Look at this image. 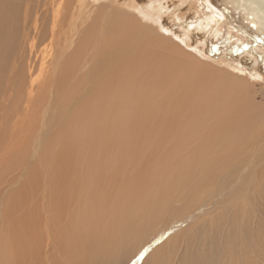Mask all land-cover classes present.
Listing matches in <instances>:
<instances>
[{
	"label": "bare ground",
	"instance_id": "6f19581e",
	"mask_svg": "<svg viewBox=\"0 0 264 264\" xmlns=\"http://www.w3.org/2000/svg\"><path fill=\"white\" fill-rule=\"evenodd\" d=\"M97 5L104 9L98 11L95 9ZM49 7L51 11H48ZM41 9L43 12H40ZM142 22L150 24L149 27L143 26ZM159 34H164L167 39ZM170 40L177 47L184 48V52L185 49L188 50L191 56L184 55L182 50V53L178 52L176 45ZM36 50L40 54L50 52L51 61L47 68L53 71L51 79L57 80L56 88L59 90L62 87L63 92L72 90L69 107L73 115L68 114L67 119L62 122L63 128L57 139L65 143L71 154L79 155L76 164L78 163L81 171L84 170V175L88 174L86 183L79 184L75 208L69 212L72 226L68 233L70 238L64 248L67 261L71 264H108L111 259L123 253L125 258L130 259V264H178L175 259L167 263V256L163 251L169 249L170 254H174L181 241L180 232L177 231L181 226L188 225L190 228L194 225L196 214L193 212L205 205V194L209 191L202 178L212 169L223 167L226 157L228 158L225 151L228 153L230 150L227 148L224 151L226 147L222 149L219 144L220 149L215 148L217 150H213L212 157L207 156L205 164L204 161L199 164L204 153L201 157L200 152L198 158L197 154L195 157H188L187 152L191 153V150L199 146L196 147L195 143L199 144L201 141L202 144L201 139L208 131L210 133L211 125L219 121L223 123L222 121L229 119L228 122L233 124L240 121L238 130L244 133L243 138H247L250 133L248 140L243 142L242 139L240 142L250 146L255 140L258 143L257 139L262 132L255 128L251 129L253 132L246 133L248 120L256 117L245 108L250 104L246 100L247 96H244V101L237 99V94L234 95L232 90L229 93L231 88L224 96H218L219 91L204 92V99H200V109L195 115H189L180 125L172 122L173 118L181 117L177 110L171 109V97L178 87H184L182 84V87L179 86L176 75L180 74L181 79L188 82L199 71L208 74L216 72L219 77L230 78L222 74L223 70L218 73V69L210 66L214 64L219 69L225 68L238 76L255 80L264 75V44L235 25L210 0H0V110L4 107L12 109L7 116L9 121L11 115L12 118L20 117L23 108V118H29L30 123L34 124L29 132L38 127L37 123H41V126L46 124V118L42 120L41 116L37 117V113L39 109L41 112L46 111L52 98L48 94L49 97L33 100L36 80L32 77V63L38 57ZM46 58L43 54L41 60ZM186 60H189L190 70L182 69L181 64V68L177 65ZM200 60L212 64H204ZM74 81L78 85L75 89ZM204 84L205 82L201 84L198 80L195 86L190 85V91L196 87L199 91ZM24 99L26 103L23 105ZM32 107L36 109L33 110ZM223 125H219L220 128L224 129ZM75 128H79V131L76 132ZM225 131L222 132L227 136L229 130ZM74 138H78L79 142L75 144L72 141ZM136 141L141 143L140 146H150L152 143L158 144L159 148L152 153L135 152V146L138 147ZM165 141L167 142L164 143ZM53 144L54 141L44 149L43 160L56 155V145ZM214 145L212 143V147ZM191 146L195 147L192 149ZM204 147L206 146L202 149ZM231 148L233 149L232 146L229 149ZM207 149L205 155L209 152ZM195 152L197 153L196 150ZM63 160L69 163L68 155ZM183 160L188 169L186 174L181 171L182 168L179 169L181 174H185L181 175L183 180L194 177L193 180L198 182L201 179L199 185L205 190L201 186L196 191L192 190L186 198L193 204H188V208L177 209L186 194L184 191L180 192L178 186L180 191L170 194L166 201V205L174 210L167 215L159 209L155 213L154 201L161 192L162 182L174 178L170 174L176 168L174 166H179ZM230 164L218 186L221 194L232 192V184L227 187L229 185L226 183L237 174L242 165L236 157L230 160ZM182 167L184 168L183 165ZM251 179L249 183L253 180ZM170 186L171 184L169 188ZM55 202H58V197ZM4 206L11 208L9 204ZM3 215L0 264H8L7 250L15 252L13 245L6 243L5 231L17 237H12L13 243L20 246L24 244L27 251L29 245L33 247L36 242L46 243L42 241L43 236L49 239V234L43 227L48 219L36 216L35 223L22 219L12 225L11 209L5 213L4 208L0 207V216ZM128 219H139V223H128ZM37 230L41 231V236ZM165 238L167 241L158 245ZM8 246L11 249H7ZM29 256L31 257L30 253ZM250 259L251 257L249 261Z\"/></svg>",
	"mask_w": 264,
	"mask_h": 264
},
{
	"label": "rangeland",
	"instance_id": "374dc122",
	"mask_svg": "<svg viewBox=\"0 0 264 264\" xmlns=\"http://www.w3.org/2000/svg\"><path fill=\"white\" fill-rule=\"evenodd\" d=\"M101 5L100 6L97 5L95 9H97L98 11H100L99 9H104V8H100ZM48 11H51V7H49ZM40 12H43V9H41ZM142 25L149 27L150 24L142 22ZM159 35L167 39V36H165L164 34H159ZM172 43L173 45L175 44L174 42ZM175 45L177 47V44ZM177 49L178 52L180 53H182L181 52L182 50L184 55L189 56L191 54L190 52H188V50L186 51V49L184 52L183 50L184 48L182 49V47L178 46ZM35 53L37 54L38 51L36 50ZM49 53L50 52H45L42 54L38 53V57L36 58L35 62L32 63V65L34 66V72L32 77L36 80V84L34 86L35 97L33 98V100L34 99L37 100L40 97H47L48 94L52 96V98H50V102L46 106V111L42 110L44 112L43 113L41 112V109H39L37 113V117L41 116L42 120L46 118L47 120L46 124L44 126H41V123H37L39 124L38 127L35 130L29 132V130L34 126V124L30 123L29 118L28 119H25V117L23 118L24 115L22 112L23 108L21 109L20 117L15 116L12 118L11 115L9 121L7 116L12 112V109L10 107H8L7 109L4 107L0 110V114H2L1 116L3 118L0 119V207L4 208L5 213L11 209L10 221L12 222V225L13 223L20 222L22 219H24L25 222L32 220L33 223H35L36 220L34 219H36V216L43 217V219L44 218L48 219V223L43 224V227L45 232L49 234L48 235L49 239L48 238L46 239V236L42 237V241L43 242L46 241V243H42L41 241L36 242V244H34L33 247H31L27 242L29 245V250L27 251L26 247H24V244L22 246H20L17 243L14 244L12 238L14 237V235L12 236V234H8L5 231L4 236L6 238V243L8 242L11 243V245H13L15 249V252H11V253L7 250L8 248L11 249L10 246H8L6 249L7 255L9 256L8 264H16V263L17 264H71L70 261L69 262L67 261L68 257L66 251L64 250V248L66 247L65 246L66 241L68 238H70L68 233L71 232L70 226H72V220L70 219L69 212L75 208L76 194H78L80 190V185L82 183H86V180H88V177L86 176L88 174L84 175V173H82L84 170L81 171L78 163L76 164L77 160H79V155L71 154L70 150L67 147H65L66 146L65 143H62L57 139V137L59 136V132L63 128L62 122L67 119L68 114L73 115V112L70 110L69 107L70 106L69 97L73 96V94H72V90L67 89L63 92L62 87L59 88V90L56 88L57 80L51 79L53 77L52 76L53 71L47 68V65L51 61ZM43 54L47 56L45 60H41ZM188 61L189 60L179 62L177 63V65H179V67L182 65L181 67L184 70H190L189 69L190 64ZM200 61L204 64H209V65L212 64L208 61H204V60H200ZM172 62L173 64L175 63L174 61ZM210 66H212L213 68L215 67V70L218 69L217 70L218 73L220 71L222 72L223 70L222 74H225L226 77H230V78L226 79L224 76L219 77V75L216 72L214 74H208L206 72L199 71L198 74L195 73L196 74L195 77L194 75L193 76L189 75V77L191 76L193 78L190 79V81L188 82V81H183V78L181 79L180 74L176 75L179 86L182 87L183 85L184 87H182L183 89L181 88L178 89L179 88L178 87L177 91L173 93V97H171L173 98L171 109L177 110L179 117H181L180 119L177 117L176 119L173 118L172 122L175 121L179 123L177 125H180L181 123H184L187 120V117L189 115H192L197 110H199L200 109L199 102L201 98L204 99L203 97L204 92L210 93L212 91L213 93V91H217V92L219 91L220 94L218 96H220L221 94L224 96L225 93H228L227 91H229V88H231L229 93L230 92L232 93L233 91L234 95L237 94L236 95L238 96L237 99L244 101L243 99H245V97L247 96L246 100L249 101L250 104H248V106L245 108L247 109L248 112L255 114L256 118H254V120L251 121L248 120L247 122L248 124L245 123L247 130L246 133L253 132L255 128L260 129L261 131L259 132L262 133H260V136L257 139L258 143L255 140L254 143L251 144L254 148L253 149L252 146H250V144H243L240 142L242 139L243 142L246 139L248 140L249 139L248 135L250 134L249 133L247 135V138L246 137L245 139L243 138L244 133L238 130L240 127V121L239 123L238 121H235L236 123L234 122L235 124H233V122L229 123L228 122L229 119H227L226 121H222L223 123H221L220 121L219 123L216 122L217 125H215L216 123H214V125L216 126L215 128L214 125H211L209 129L211 130L210 133H208L209 132L208 131L205 137H203L205 140L203 138L201 139L202 144L200 143L201 141H199V144L195 143L196 147L197 145H199L197 148H194L195 146L190 147L194 149L193 151L191 150V153L187 152L189 153L188 157H195L196 154L200 155V152H201L200 156L202 157L203 156L202 153H204L205 157L203 156V158L199 159L200 161L199 164L203 163V161L205 164L206 159L212 157V155L214 154L213 150L220 149L219 144L221 145L222 149L226 147L224 151L227 150L228 148L230 152L227 153L225 151L226 154L223 152L225 155L228 156V158L226 157L227 160H225L222 165L223 167L218 166L212 169L213 171L212 170L211 172L209 171V173L212 174L211 176L208 173L206 177L202 178L203 184L207 185L208 186L207 190H209L208 192H206L208 195L205 194V196H207L205 200L207 201L205 202V205H203L202 207H198V209L193 212L196 214L195 216L196 221H194L195 223H193L194 224L193 226H190L191 229L189 228L188 225H185V226H181L182 228L177 231L180 232L179 240L181 241L178 242V244L179 243L180 244L177 245V248L175 250L176 254L175 252H174L175 255L170 254V252L168 251L169 249L163 252L167 256L166 259L167 263L175 259L177 260L178 264H185V263L186 264H230V263L231 264H264V130H263L264 129L263 126L264 125V75L262 74L258 76L255 79L256 80L255 81L247 77L238 76V74L233 73L231 71L229 72V70L225 68L219 69V67H217L214 64ZM198 80L199 83L201 84L205 82L204 86H202L199 89V91L197 87L193 88L191 92L190 87L195 86ZM190 82L191 83L193 82V84H191ZM76 83L77 82L74 81L75 85L73 86V89H75L76 86H78ZM221 98L222 97H220V99ZM224 100L221 101L225 103ZM216 101L219 100L217 99ZM25 103H26V99H24L23 105ZM7 104L10 105L9 103ZM251 106L253 108V111ZM248 108H250V110H248ZM32 109L34 110L36 108L32 107ZM241 109L239 111H242ZM31 115L34 116L32 113ZM235 116H237V113L235 114ZM227 123L228 125H230L232 129H230V127L226 125ZM222 124H224L223 125L224 129L222 127L220 128ZM231 125H234L235 127ZM225 126H227L226 127L227 129L225 128ZM241 126L244 125L241 124ZM217 127L220 128L221 130L218 129ZM211 128L213 129V131ZM13 130L15 132H13ZM74 130L77 132L79 131V128H75ZM227 130H229V132L228 135L226 136V133L223 132L224 131L227 132ZM230 130L234 133L232 134ZM215 134H218L219 136L218 135L215 136ZM238 136H242V137L240 138ZM216 137H218V139ZM234 138H237V140ZM259 138L261 141L259 140ZM53 141H54L53 145H56L55 146V152H57L56 155L43 160L42 157L45 155L44 149ZM72 141L76 144L79 142V139L74 138ZM237 141L238 143L237 144L235 143L234 145L233 143ZM166 142L167 141H165L164 143ZM212 143L213 145L215 143L214 147H212ZM230 143H232V145ZM135 144L138 146V147L135 146V148L137 149V151L135 152L143 151L142 153H152L153 151L159 148L158 144L151 143L150 145L151 147L149 145L140 146L141 143L137 141L135 142ZM202 145L206 147L202 149L203 147ZM216 146H219V148ZM231 146L233 147V149L231 148L232 151L231 149H229ZM206 148H208L207 150L210 153L206 152L205 155ZM195 150L197 151V153L195 152ZM65 155H68L69 163L63 160ZM199 155L197 156L198 158L200 157ZM208 155H210V157ZM235 157L236 159H238L239 162H241L242 165L240 166V169L238 168L237 174L233 176L234 178L232 177V179H229L227 181V183L230 184L226 183V185H229L227 187H230V185L232 184L231 188L233 190L231 189L232 190L231 193L227 192L228 195L226 194V192L221 194L220 189L218 187L220 185V180L222 176L225 175L224 171L226 170L228 165H231L230 160H233ZM177 165L174 166V168L176 167L177 169L176 168L173 169L174 170L172 171L173 173L170 174L171 177L174 178H172L171 181L165 179L162 182L161 192L157 196V198L158 197L159 198L158 199L156 198L154 201V212L155 210L159 209L164 211V213L167 215L169 211H173L174 209L172 207H168L166 205L167 204L166 201L168 200L170 194L180 190H181L180 192L184 191L186 193L184 198L185 202L184 201L182 203L178 202L179 207L177 209L179 208L183 209L185 207L188 208L187 206L188 204H193V202L191 203L188 201L186 195L188 196V193L190 194L191 192L196 191V188L201 186L199 184L201 183L202 180L200 179V181L196 182L195 180H193L194 177L191 178L189 177L188 179H186V181H184L181 175H185L188 171V169L185 168L184 160L183 162L181 161L179 163V166ZM182 165L184 166L185 169L182 167ZM171 168L172 166L169 167V170H171ZM180 168H182L181 170L182 172L184 173L186 172V173L181 174L182 172L179 170ZM177 172L179 173L176 174ZM81 176H83V178ZM237 177L239 178V180ZM250 179L253 182L251 181L249 183ZM166 181L167 184L170 182L168 184V187L166 186L167 185L165 183ZM171 182H173V184ZM210 183L211 184L213 183L212 184L213 186ZM170 184L171 186L169 188ZM177 187L180 190H178ZM201 187L203 188V186ZM203 189L205 190V188ZM235 192L236 195H234ZM57 197H58V202H55V200L57 201ZM194 203L195 205H197L196 202ZM8 204L11 207L10 209L4 206ZM165 205H166V209H165ZM43 210L46 212H44ZM49 213L52 214L50 215ZM4 216L5 215L0 216V231L3 228L2 218ZM145 219H147V215ZM127 221L128 223H131L132 221H135L134 223L136 222L139 223V219H137V221L128 219ZM67 223L68 225H66ZM22 225H24L25 227L24 222H22ZM150 230L151 229H149V231ZM37 231H39L38 233H40L41 236L42 229L41 231L40 230ZM181 231H183L184 234ZM14 238L16 239L17 237ZM167 238L160 240L158 245H162L163 242L167 241L166 240ZM43 246H44V250L48 251V252L46 251L47 254L46 252H43L44 251ZM30 248L32 249L30 250ZM40 249H42L43 251L41 252ZM29 253L31 257L29 256ZM147 256L148 255H146V257ZM250 257L251 259L249 261ZM127 261L129 262L130 259L128 260V257L125 258L123 256V253H121L120 255L117 256V258L115 257L111 259L108 264H130V262L128 263Z\"/></svg>",
	"mask_w": 264,
	"mask_h": 264
},
{
	"label": "water",
	"instance_id": "95a60500",
	"mask_svg": "<svg viewBox=\"0 0 264 264\" xmlns=\"http://www.w3.org/2000/svg\"><path fill=\"white\" fill-rule=\"evenodd\" d=\"M235 25L264 44V0H210Z\"/></svg>",
	"mask_w": 264,
	"mask_h": 264
}]
</instances>
